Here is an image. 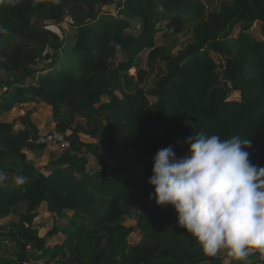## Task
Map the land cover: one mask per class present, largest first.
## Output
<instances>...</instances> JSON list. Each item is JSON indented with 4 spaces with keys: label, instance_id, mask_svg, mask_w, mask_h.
Returning <instances> with one entry per match:
<instances>
[{
    "label": "trees",
    "instance_id": "trees-1",
    "mask_svg": "<svg viewBox=\"0 0 264 264\" xmlns=\"http://www.w3.org/2000/svg\"><path fill=\"white\" fill-rule=\"evenodd\" d=\"M0 36V264H264L207 254L148 182L200 133L264 167V0H4Z\"/></svg>",
    "mask_w": 264,
    "mask_h": 264
},
{
    "label": "clouds",
    "instance_id": "clouds-1",
    "mask_svg": "<svg viewBox=\"0 0 264 264\" xmlns=\"http://www.w3.org/2000/svg\"><path fill=\"white\" fill-rule=\"evenodd\" d=\"M185 143L187 156L177 158L170 145L153 157L148 182L156 204L173 206L178 226L209 255L228 249L242 260L250 248L264 251V167L250 160L251 140L200 133ZM7 179L0 171V185ZM15 182L24 184L26 177L16 176Z\"/></svg>",
    "mask_w": 264,
    "mask_h": 264
},
{
    "label": "rangeland",
    "instance_id": "rangeland-1",
    "mask_svg": "<svg viewBox=\"0 0 264 264\" xmlns=\"http://www.w3.org/2000/svg\"><path fill=\"white\" fill-rule=\"evenodd\" d=\"M34 23L37 25V27L39 28V29H45V26L39 21V20H34ZM258 25H260L259 23H258ZM257 26V24L255 25V27ZM63 27H65V25H63ZM133 28H136V29H138L139 27H138V25H135V24H133ZM69 33L70 34H73L74 33V30H70L69 31ZM0 37H2V36H0ZM10 40H11V43L13 42V38L12 37H10ZM122 58H124V55L123 54H121V55H119L118 56V59H122ZM165 74V71L164 70H159V71H157V75H156V77L157 78H160V77H162L163 75ZM34 108H35V114H34V116H35V118H36V120L38 121V123L40 124L42 121H44L45 123H41L40 125L42 126V127H44V125H45V127L44 128H46V129H48V131H49V133L50 132H52V128L51 127H49V121H48V123H47V120L50 118V115H48V110L46 109V107L41 103V104H38V105H36V106H33ZM72 107L74 108V109H79V110H81L83 107H84V103H78V104H74V105H72ZM27 114V109H26V107H24V106H21V107H19V108H17V109H15L13 112H12V114L10 115V119H6V120H8V121H11L12 122V119L14 118V117H16V116H18V115H21V116H24V115H26ZM46 123H47V125H46ZM46 133V132H45ZM55 144V143H54ZM58 147H59V145L58 144H56ZM46 156L47 155H44L43 157H41L42 159H40V165L43 163V161L45 162L47 159H45L46 158ZM33 159H38L37 158V156L35 155V154H33V156H31ZM133 213H134V211H133ZM134 215H135V213H134ZM131 222L132 223H134L135 224V218L133 217V219H131ZM137 235H132V238L134 239L135 237H136ZM223 250H225V249H223ZM223 250H221V251H219L218 253H220V252H222ZM10 252V249H9V247H6L5 248V250H4V253H9Z\"/></svg>",
    "mask_w": 264,
    "mask_h": 264
},
{
    "label": "built area",
    "instance_id": "built-area-1",
    "mask_svg": "<svg viewBox=\"0 0 264 264\" xmlns=\"http://www.w3.org/2000/svg\"><path fill=\"white\" fill-rule=\"evenodd\" d=\"M39 142H53L55 144H58L61 149L68 148L70 146V143L66 139V136L57 130L50 132L48 135L41 136Z\"/></svg>",
    "mask_w": 264,
    "mask_h": 264
},
{
    "label": "crops",
    "instance_id": "crops-1",
    "mask_svg": "<svg viewBox=\"0 0 264 264\" xmlns=\"http://www.w3.org/2000/svg\"><path fill=\"white\" fill-rule=\"evenodd\" d=\"M47 112H48V111H47ZM48 115H50L49 112H48ZM47 122H48V120H47ZM41 123L43 124V123H45V122L42 121ZM41 123H40V124H41ZM42 124H41V125H42ZM37 126L40 127V125H37Z\"/></svg>",
    "mask_w": 264,
    "mask_h": 264
}]
</instances>
